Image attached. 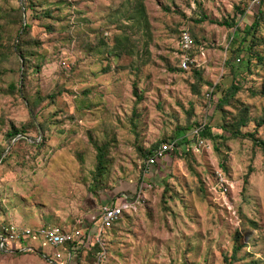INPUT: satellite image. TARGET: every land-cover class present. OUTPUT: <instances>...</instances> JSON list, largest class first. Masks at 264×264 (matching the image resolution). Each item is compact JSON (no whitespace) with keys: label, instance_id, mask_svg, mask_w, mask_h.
Segmentation results:
<instances>
[{"label":"rangeland","instance_id":"1","mask_svg":"<svg viewBox=\"0 0 264 264\" xmlns=\"http://www.w3.org/2000/svg\"><path fill=\"white\" fill-rule=\"evenodd\" d=\"M259 12L251 51L238 52ZM183 29L203 47L202 78L179 67ZM227 61L240 90L220 108ZM245 112L242 132L264 140V1L0 0V221L74 225L143 180L107 264H264L263 149L227 131ZM205 126L214 139L197 149ZM163 141L177 147L144 178ZM217 168L233 183L226 197L208 188ZM53 253L37 240L0 250V264H68Z\"/></svg>","mask_w":264,"mask_h":264},{"label":"built area","instance_id":"2","mask_svg":"<svg viewBox=\"0 0 264 264\" xmlns=\"http://www.w3.org/2000/svg\"><path fill=\"white\" fill-rule=\"evenodd\" d=\"M180 51L179 67L183 70L201 68L203 61L201 55L204 54L203 47L198 48L189 29H183L178 40ZM62 66L70 68V64L63 60ZM210 101L208 109L213 104L212 91L207 93ZM201 130V129H200ZM197 131L196 148L205 145V141L199 137ZM176 142L163 141L156 147L152 153L148 154L144 163L143 177H149L153 168L160 161L167 158L176 148ZM146 183L142 180L139 185V191L134 198L123 194L114 201L102 203L98 210L84 218L79 219L74 225L66 224H47L41 227L32 228L27 225L16 224L13 221H0V250L4 252L20 249L31 251L36 246V241H43L53 249V257L43 254V257L52 259L55 263L64 262L70 264L76 254L83 249H91L93 245L99 247L96 254L95 264H107L108 261V240L113 227L123 219L126 214H132L137 211L144 202L142 193L145 192ZM233 183L227 178L223 170L217 168L214 171V181L208 183L210 193L214 195L221 194L226 197L230 194Z\"/></svg>","mask_w":264,"mask_h":264},{"label":"trees","instance_id":"3","mask_svg":"<svg viewBox=\"0 0 264 264\" xmlns=\"http://www.w3.org/2000/svg\"><path fill=\"white\" fill-rule=\"evenodd\" d=\"M261 1H264V0H261ZM238 12H239V15H244L245 14V11L242 10L241 8H238ZM261 16H262V13L259 12L258 15L255 17V21H254L253 25L249 26V27L247 26L245 28V32H244L245 37L243 38V40L240 43V48L236 49L238 52L239 51H243L244 49H247L248 51H251V47L253 45L252 41L254 40L255 35H256L259 27H260ZM193 39H194L195 43L197 44L198 41L194 37H193ZM247 43L249 45L251 43V46L249 47V49L245 46V44H247ZM235 51L233 50V52H235ZM230 64L231 63H228V61H227L226 65L231 68L230 69V73L232 74L231 75V77H232L231 85L229 87H226V83L223 80L220 83H218L217 86H216L215 95H218V101L217 102H218V107H220V108L222 107L223 104L228 103L230 101V99L240 90V85L236 81V71L234 70L233 67L230 66ZM193 70H194V74L196 76H198L199 78H202V73L200 71V68H194ZM263 125H264V114L261 117L260 121L258 122V126H263ZM247 126H248V119H247V114L245 112V115L241 116L239 118L238 122L235 125H230L227 128V131L231 134V136L233 138L241 137V138H244V139L252 140L254 142V144H256L257 146H259V147H261L263 149V154H264V140H261V139L257 138L256 133H254V132H247V133H243L242 132L241 128H244V127H247ZM18 133L19 132H16V131L12 132L11 133V137L14 138ZM199 137L201 139H210V138L214 139V137L211 134L208 126H205L204 129L200 130ZM97 149L99 151V153H98V156H99V167H101V166H103V163H104V160H105V154L102 151L101 147L97 146ZM153 150H154V148L149 149L148 150V154L152 153ZM183 152H184V154H186L187 151L184 149ZM145 154H146V152L144 153V155ZM138 191H139V185L137 186V189H136L135 193H131V194L128 193L129 197L134 198L137 195ZM114 227H113V229H114ZM85 251H88V255H89L88 257H90V261H92V264H95L96 254L99 251V247L97 245L96 246L93 245V247L91 249H88V250H86V249L80 250L76 254V256L74 257V259H73L74 261L72 260L73 263L77 260L76 264L77 263L78 264H82V262H80V258L83 255V252H85Z\"/></svg>","mask_w":264,"mask_h":264},{"label":"crops","instance_id":"4","mask_svg":"<svg viewBox=\"0 0 264 264\" xmlns=\"http://www.w3.org/2000/svg\"><path fill=\"white\" fill-rule=\"evenodd\" d=\"M156 167H157V166H156ZM156 167H155V168H156ZM153 170H154V169H153ZM153 170H152V172H153ZM152 172H151V173H152ZM127 195H128V194H127ZM121 196H122V195H121ZM118 198H119V197H118ZM116 199H117V198H114V199H112L111 201H114V200H116ZM111 201H110V202H111ZM103 202H104V201H103ZM21 225H22V224H21Z\"/></svg>","mask_w":264,"mask_h":264}]
</instances>
